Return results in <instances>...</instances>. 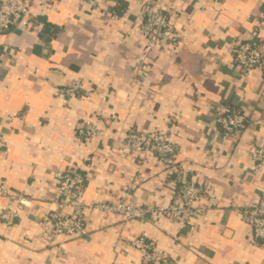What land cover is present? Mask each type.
Listing matches in <instances>:
<instances>
[{
	"label": "crops",
	"instance_id": "obj_1",
	"mask_svg": "<svg viewBox=\"0 0 264 264\" xmlns=\"http://www.w3.org/2000/svg\"><path fill=\"white\" fill-rule=\"evenodd\" d=\"M143 2L171 17L177 48L147 54L137 33ZM31 17V28L0 34V184L28 198L7 224L8 200L0 197V264H140L131 240L141 234L169 264H264V242L253 241L240 214L264 195V165L256 168L250 154L264 146V70L242 75L227 50L257 22L264 38V0H36ZM76 84L77 95L61 93ZM220 106L250 112L238 136L214 126ZM86 120L98 130L89 140L77 132ZM127 130H158L175 144L180 170L209 188L204 214L182 226L171 217L125 221L88 208L84 236L42 242L39 219L59 209L57 170L88 174V205L125 189L146 205L172 202L175 174L153 158L122 153Z\"/></svg>",
	"mask_w": 264,
	"mask_h": 264
},
{
	"label": "built area",
	"instance_id": "obj_2",
	"mask_svg": "<svg viewBox=\"0 0 264 264\" xmlns=\"http://www.w3.org/2000/svg\"><path fill=\"white\" fill-rule=\"evenodd\" d=\"M36 0H0V34L10 32L15 27L31 28V4ZM81 3H95L96 0H80ZM199 2L223 3L224 0H197ZM141 21L137 33L147 42V54L156 51L160 46L177 48L180 45V34L171 17L162 9L149 2L141 4ZM262 22H257L245 39L234 41L228 45L234 65L244 76H249L256 69L264 70V38L260 34ZM3 46L0 44V59ZM79 86L72 85L61 90L67 96H75ZM115 116H112L114 118ZM251 114L231 106H220L214 113V126L226 137L234 138L243 132ZM78 135L84 139H92L97 127L92 120L84 121L78 128ZM4 135L0 131V150L4 146ZM119 150L141 161L153 158L170 175L175 174L177 183L174 198L168 206L146 205L125 189L120 196L109 202L86 204L85 190L88 174L78 167L68 170H57L52 178L55 191V203L59 209H53L38 221L39 238L51 246H59L71 237H82L87 233L86 210L98 209L106 214H115L125 221L147 218L155 221L161 217H171L179 225L185 226L191 220L201 217L207 205L201 199L208 194V186L200 185L180 170L177 161V148L158 130H127L122 132L118 144ZM256 168L264 165V146L256 145L250 150ZM142 178H137L138 184ZM0 197L8 200L1 218L7 224H13L19 217L22 206H26L28 198L23 193L11 192L4 184H0ZM15 204L14 207L12 205ZM242 220L251 228L254 242H264V195L257 196L250 204L240 210ZM131 247L139 253L140 264H169L167 257L154 250L146 234L131 240Z\"/></svg>",
	"mask_w": 264,
	"mask_h": 264
}]
</instances>
